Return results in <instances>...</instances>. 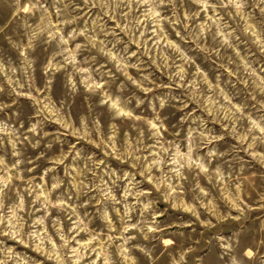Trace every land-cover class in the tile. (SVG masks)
I'll use <instances>...</instances> for the list:
<instances>
[{
    "label": "rangeland",
    "instance_id": "rangeland-1",
    "mask_svg": "<svg viewBox=\"0 0 264 264\" xmlns=\"http://www.w3.org/2000/svg\"><path fill=\"white\" fill-rule=\"evenodd\" d=\"M0 264H264V0H0Z\"/></svg>",
    "mask_w": 264,
    "mask_h": 264
}]
</instances>
